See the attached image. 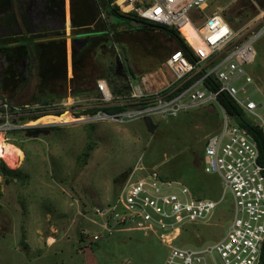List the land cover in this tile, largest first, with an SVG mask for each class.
Masks as SVG:
<instances>
[{"label": "rangeland", "instance_id": "rangeland-1", "mask_svg": "<svg viewBox=\"0 0 264 264\" xmlns=\"http://www.w3.org/2000/svg\"><path fill=\"white\" fill-rule=\"evenodd\" d=\"M2 1L0 6H3ZM141 1V8L153 3V0ZM239 4L240 1L231 4L229 1H212L205 13H220L226 21L227 15L230 16L232 23L227 22L237 30L254 15L252 4L250 12L244 7L239 8ZM73 5L72 15L82 19L75 0ZM224 7L225 12L222 13ZM65 21L68 25L66 10ZM115 21L110 19V22ZM190 29L181 31L183 37L197 53L206 54ZM70 33L67 26V35ZM165 37L157 31L132 32L123 39L125 42L117 44L118 54L125 50L128 57L120 58L122 65L134 73L135 79L131 83L144 86L146 82L147 87L159 89L173 82L171 71L163 64L158 65L175 46ZM255 48L257 57L246 68L254 86L246 88L249 93L254 92L253 100L264 106V37L257 41ZM66 51L70 80L72 57L69 39ZM96 58L98 63L100 59L115 61L99 51ZM46 74L43 73L45 81L49 78ZM8 80L6 82L9 83L3 84L5 90L13 83ZM69 80H61L60 84L64 86L55 89L58 92L55 94H60L62 99L71 93ZM54 81L58 83L60 79ZM240 85L243 81L236 84L237 87ZM34 90L35 84L31 83L17 99L9 98L12 104L20 107L42 105L41 100L48 98L31 99ZM36 90L35 95H43L39 91L40 86ZM47 90L44 92L46 95ZM85 95L87 97L80 96L83 104H76L69 111L73 121L65 123L67 118L61 122L40 120L43 124H57L44 128L50 130L48 135L30 139L20 131L5 134L3 141L18 147L23 157H16L11 162L0 159L17 175L13 182L0 177V264H164L168 248L161 243L159 233L115 230L108 234L93 221L97 219L94 208L113 206L125 175L134 168L152 169L161 177L180 182L196 195L209 191L208 198L219 199L220 182L215 175L206 174L202 165L205 143L219 130L223 121L222 112L215 104L187 109L175 118H153L155 130L149 132L143 121L117 124L88 120L92 115L75 117L81 108L88 106L83 99L94 97L95 92ZM89 145L93 148L84 162L83 154ZM220 208L229 216L225 200ZM186 228L192 234L183 233L185 246L194 247L197 243L209 244L213 238H219L226 233L228 226L226 221L217 222L213 217L207 225ZM83 230H87L89 237L97 234L104 239L91 242L89 237L82 235ZM174 246H179V243L175 242Z\"/></svg>", "mask_w": 264, "mask_h": 264}, {"label": "built area", "instance_id": "built-area-1", "mask_svg": "<svg viewBox=\"0 0 264 264\" xmlns=\"http://www.w3.org/2000/svg\"><path fill=\"white\" fill-rule=\"evenodd\" d=\"M212 1L231 4L240 0H153L146 8L140 7L141 0H115L114 4L123 13L134 12L144 21L177 30L182 37L181 29L188 24L207 53H197L183 37L196 60L191 63L181 51L170 53L165 66L171 71L173 82L168 87L149 92L141 85L130 83L129 95L120 96L114 95L107 82L100 79L95 82V96L84 98L88 106L81 110L98 109L88 120L127 124L145 118L152 121L153 118H175L187 109L215 104L222 112L223 121L205 143L202 165L206 174L218 178L219 199L203 198L180 182L141 166L126 175L113 206L94 208L97 219L93 221L108 234L115 230L159 233L161 243L168 248L164 264H261L264 156L254 138L227 114L219 97H229L264 138V106L255 102L254 92L249 93L246 88L254 86L246 68L254 63L255 44L264 37V0H248L253 5L254 15L237 30L222 14L205 13ZM208 79L213 80L217 88L205 86ZM189 81L193 82L184 87ZM240 81L243 85L237 87ZM69 101L74 106L83 104L79 96L73 95L56 103L31 107H20L0 98V134L4 138L11 131L53 127L56 124L41 123V117L70 111L66 105ZM110 107L125 109L114 113L104 111ZM224 200L228 203L229 216L220 208ZM213 217L217 222H227L226 233L213 238L209 244L185 246L183 233L192 234L186 226L207 225ZM81 233L89 237L87 230ZM196 238L201 239L198 235ZM89 239L96 242L104 236L95 234ZM175 242L179 246H174Z\"/></svg>", "mask_w": 264, "mask_h": 264}, {"label": "trees", "instance_id": "trees-1", "mask_svg": "<svg viewBox=\"0 0 264 264\" xmlns=\"http://www.w3.org/2000/svg\"><path fill=\"white\" fill-rule=\"evenodd\" d=\"M73 1L74 0H70L71 27L72 29H76L77 27L81 28L80 31H73V33L88 32L90 33V35L88 36L91 37V39H93L94 42V45L92 44L90 47L88 46L86 53L85 52L83 54L81 53L82 55H80L79 60L73 62V78L70 80L71 94L73 96H81L95 92V88H94L95 82L99 79H105L108 82L109 88L114 95H120V96L129 95L131 90L130 83L133 79H135L134 73L132 70L130 69L128 70L123 66V72L121 73V75H119L118 73L115 72V61L117 57L123 58L124 56V58H128L126 56L127 54L125 50L122 51L124 53H121V55H119L120 52L117 49L118 48L117 44L120 41H124L123 39L127 35L132 34V32L140 33L149 30L157 31L163 34L164 36H166L165 39L170 40L171 43L172 42L175 43V46L172 48V50L169 52L168 55H170V53H172L173 51H181L183 55L191 63L196 60L187 42L177 30L164 25H159L144 21L140 19L134 12L123 13L119 9V7L114 4L115 0H106V3L102 6H95L93 3L92 5L90 4L89 8L91 12H93V16L90 19L89 18L81 19L77 16H74V14L72 15V9L74 7ZM84 1H89V0H84ZM240 4L241 6H239V8L244 7V10L250 12L249 9L252 8V5L248 0H240ZM75 7L79 8L78 14H80V16H81L80 13L81 9L87 8L86 5L83 6L81 4V0H75ZM101 12L103 13V19L102 20L101 18L99 20L97 19V22H95L97 14H100ZM111 18L116 19L117 21L110 22ZM226 19L229 23H232V18L230 16L227 15ZM91 24L94 25L93 31H91V29L86 28V27H90ZM60 46H62V53L63 55H65L64 43H62ZM98 51L106 55V57L107 56L112 57L113 59H115V61L111 62V61H107V59L101 61L100 59L99 60L100 63H98L96 58V53ZM164 54L166 55V50ZM166 58L163 57L162 61L158 63V65L165 62ZM62 66L65 68L64 62ZM63 67H61V69H64ZM192 82L193 81H189L184 85V87L189 86ZM205 86L212 89L217 88V84L210 79H208L205 82ZM43 87L45 89L47 88L45 83H42L40 85V90H39L40 92L41 91L43 92V95L42 93H40L38 95L33 96L32 99L33 98L39 99L41 96L48 98L45 100H41L42 105L56 103L62 99V96L60 94L46 95V93H44L45 89ZM219 102L221 103L227 114L235 118L240 123V125L243 128H245L246 131L254 138V140L258 145L261 155L264 156V138L258 127L253 125L251 122L247 121L241 109H239V107H237V105H235V103L226 95H221L219 97ZM124 109L125 108L110 107L104 109V111L108 113H114L116 111H122ZM97 112L98 109L81 110L78 112V115L75 117H80L82 115H94ZM41 118H42L41 120L49 118L52 122L53 121L59 122L61 120L66 119L67 114L60 115L59 113H57L48 116H43ZM1 122L2 121L0 120V123ZM92 148L93 147L91 145L87 146L86 151L83 154L84 162L89 157V151H91ZM0 177L4 178L6 182H13L17 178V175L14 171L7 168L3 162H0ZM118 180H120V178L115 180V184L118 183L117 182ZM200 195L201 196L203 195L204 197H210L209 191H205ZM261 264H264V246L262 251Z\"/></svg>", "mask_w": 264, "mask_h": 264}, {"label": "flooded vegetation", "instance_id": "flooded-vegetation-1", "mask_svg": "<svg viewBox=\"0 0 264 264\" xmlns=\"http://www.w3.org/2000/svg\"><path fill=\"white\" fill-rule=\"evenodd\" d=\"M4 1L7 6H0V98L11 102V99L21 96L23 89L31 83L35 84L34 93L45 83L48 94H55L57 87L64 86L60 84L61 80L68 79L67 39L72 46V62H75L86 53L88 46L94 45L93 39L88 36L90 33L71 31L69 35L65 34L64 0ZM62 43L65 45V55L60 46ZM43 73L49 76L47 81ZM56 78L60 79L58 83L54 81ZM7 79L13 83L5 90L3 84L9 83Z\"/></svg>", "mask_w": 264, "mask_h": 264}, {"label": "crops", "instance_id": "crops-1", "mask_svg": "<svg viewBox=\"0 0 264 264\" xmlns=\"http://www.w3.org/2000/svg\"><path fill=\"white\" fill-rule=\"evenodd\" d=\"M65 1H66V14L69 16V23H71V12H70V0H64V5H65ZM3 2V6H1V7H6L7 6V2H5L4 0L2 1ZM92 3L95 5V6H102V5H104L105 3H106V0H89V1H84V0H81V4L83 5V6H87V8L86 9H81V16H82V18H91L92 16H93V12H91V10H90V4L92 5ZM8 6H9V3H8ZM6 10V9H5ZM99 15H100V17H99ZM101 18V20L103 19V13L101 12L100 14H97V17H96V19H95V22H97V19L99 20ZM65 24H66V21H65ZM86 28H88V29H91V31H93V28H94V25L93 24H91L90 25V27H86ZM66 30L64 31L65 32V34L67 35V26H66V28H65ZM69 29L71 30V31H80V27H77L76 29H72V27H71V25H70V27H69ZM115 48H117V47H115ZM71 51H72V48H71ZM168 57H169V55H168ZM168 57L166 58V60L168 59ZM166 60H165V62H166ZM165 62H163L162 64L163 65H165ZM166 67V66H165ZM71 69H72V77H73V62H72V66H71ZM64 73H65V71H64ZM66 75H67V65H66ZM67 78H68V76H67ZM72 79V78H71ZM70 79V80H71ZM67 80H69V79H67ZM70 80L68 81L69 83H70ZM100 80V79H99ZM102 80H105V79H102ZM144 80V79H143ZM106 81V80H105ZM107 82V81H106ZM107 84H108V82H107ZM141 85V84H140ZM143 88L146 90V91H149V92H151V91H159V90H162V89H165L166 87H162V88H159V89H154V88H151V87H147L146 86V82L145 83H143ZM109 86V85H108ZM70 95H72L71 93H70ZM85 97H87L86 95H84ZM80 97V96H79Z\"/></svg>", "mask_w": 264, "mask_h": 264}, {"label": "bare ground", "instance_id": "bare-ground-1", "mask_svg": "<svg viewBox=\"0 0 264 264\" xmlns=\"http://www.w3.org/2000/svg\"><path fill=\"white\" fill-rule=\"evenodd\" d=\"M186 28L190 29L191 27L187 24L184 27H182L181 31L186 29ZM192 30H191V32L197 37L195 31H192ZM199 42H200V40H199ZM203 48H204V46H203ZM205 51L207 53L206 49H205ZM66 105H67V110H71L74 107V104L72 102H70V101L67 102ZM64 114H67V119H68V121H66L65 123H69V122L73 121L72 120L73 117L70 116L69 111L65 112ZM48 120H49V118L41 120V121H48ZM61 121H59V122H61ZM16 157H23L22 151L18 147H15V146H13L11 144H7L6 142H4L3 141V136L0 134V159H4L7 162H11Z\"/></svg>", "mask_w": 264, "mask_h": 264}, {"label": "water", "instance_id": "water-1", "mask_svg": "<svg viewBox=\"0 0 264 264\" xmlns=\"http://www.w3.org/2000/svg\"><path fill=\"white\" fill-rule=\"evenodd\" d=\"M70 24L71 23H69L68 25L65 24V28H66V26L70 27ZM71 48H72V46H71ZM115 72L118 73L119 75H121V73L123 72V65H122V62L120 61L119 57H117L116 61H115ZM143 123L145 124V126L149 132H153L155 130V125L150 118H145ZM49 132H50V130H48V129L26 130L24 135L26 138L36 139L40 136L48 135Z\"/></svg>", "mask_w": 264, "mask_h": 264}]
</instances>
